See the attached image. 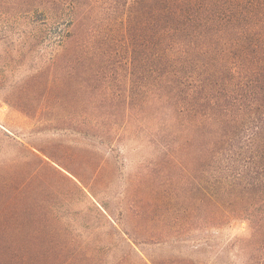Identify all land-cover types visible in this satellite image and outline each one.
Instances as JSON below:
<instances>
[{"label": "trees", "instance_id": "16d2710c", "mask_svg": "<svg viewBox=\"0 0 264 264\" xmlns=\"http://www.w3.org/2000/svg\"><path fill=\"white\" fill-rule=\"evenodd\" d=\"M0 26L51 47L22 91L41 85L45 103L146 132L163 153L151 168L191 181L174 195L179 232L244 223L240 249L264 264V0H0ZM164 192L150 191L140 214L168 216ZM33 240L47 249L0 231V264H101Z\"/></svg>", "mask_w": 264, "mask_h": 264}, {"label": "rangeland", "instance_id": "374dc122", "mask_svg": "<svg viewBox=\"0 0 264 264\" xmlns=\"http://www.w3.org/2000/svg\"><path fill=\"white\" fill-rule=\"evenodd\" d=\"M18 30L0 26V231L33 251L47 246L30 236L53 237L65 251L94 252L101 264H248L244 223L179 232L174 195L188 193L191 181L151 168L163 153L146 132L109 114L45 103L41 85L22 91L51 47L24 45ZM164 190L169 215L153 217L151 207L142 216L141 201Z\"/></svg>", "mask_w": 264, "mask_h": 264}]
</instances>
